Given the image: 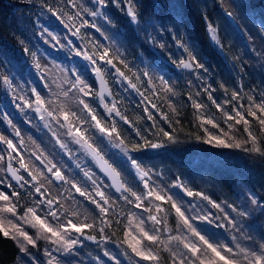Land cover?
Here are the masks:
<instances>
[{"label":"snow or ice","instance_id":"snow-or-ice-1","mask_svg":"<svg viewBox=\"0 0 264 264\" xmlns=\"http://www.w3.org/2000/svg\"><path fill=\"white\" fill-rule=\"evenodd\" d=\"M22 2L38 10L21 13L19 35L14 33L21 55L30 61L20 71L31 67L41 83L21 84L17 48L0 45V91L10 100L0 101L5 125L0 131V239L17 247L14 264H84L85 240L102 250V257H93L96 264H105L104 257L122 264L121 255L131 264H264V184L259 192L241 185L235 200L214 198L182 173L147 163L154 159L147 153L158 155L190 139L264 163V90L246 86L242 76L231 90L216 81L208 58L181 34V4L170 5L167 15H146L141 0ZM213 3L223 28L206 7L200 11L213 54L243 73L246 61L231 44L241 33L252 45L245 48L264 68V21L254 35L244 23L251 11L247 0ZM115 12L122 14L124 30ZM166 35L181 55L172 51ZM48 49L63 52L66 62L52 58ZM130 50L135 60L129 59ZM173 69L195 78V83L186 80V94L178 93L168 76ZM121 90L140 97L136 106L143 112L135 120L121 107ZM181 98L187 103L180 104ZM188 105L189 124L197 131L182 139ZM9 107L23 123L38 121L35 126L46 130L52 149L29 136L34 148L27 150ZM141 121L151 123L144 127ZM61 154L79 171L57 159ZM85 203L94 206V215L81 220ZM118 231L122 238L114 239ZM108 244L120 252L114 254Z\"/></svg>","mask_w":264,"mask_h":264},{"label":"trees","instance_id":"trees-1","mask_svg":"<svg viewBox=\"0 0 264 264\" xmlns=\"http://www.w3.org/2000/svg\"><path fill=\"white\" fill-rule=\"evenodd\" d=\"M141 2L145 5L143 10L146 15L149 13L167 15L172 10L169 7L170 5H183V7L177 9L183 17L181 34L185 39H190L208 58L212 76L215 77L216 81L228 83L231 90V88L235 86L234 81H239L242 76L243 83L246 86L264 90V68L261 67L255 54L245 48L246 44H248L249 48L252 45L249 44L247 38L241 33H236L232 36L231 44L233 45V53L241 54L242 58L246 61V67L243 73L240 72L239 67L233 70L230 62L224 61L223 57L217 58V56L213 54L211 41L205 30L204 22L200 17V11L205 10L206 7L212 18L215 19L222 28L224 27V22L220 19V10L215 7L213 0H141ZM247 2L251 5V11L249 12V18L246 19L244 23L255 35L261 22L264 21V0H247ZM197 4L199 5V9L195 7ZM27 8L29 7H25L22 0H0V45H4L8 48H17L16 57L19 58L17 69L20 73L21 66L29 64L30 61L21 55L14 39V33L19 35L15 30L17 25L21 23V13H24ZM114 14L121 21V30H124L125 25L123 23L122 14L119 12H115ZM165 39L173 43L172 51L177 56L182 54L181 51L176 48L174 42L171 41L170 37L166 35ZM261 43L259 39L255 41L256 46H260ZM53 53L56 60L66 62L63 52L53 51ZM130 53L129 59L135 60V53L131 52V50ZM15 62L14 60V63ZM135 63H138V61H135ZM141 67L143 66L141 65ZM169 67H171V65H169ZM28 71L29 73H34L31 67H22V73H28ZM22 76L25 75L22 74ZM168 76H171L173 81L178 84L177 92L181 94H186L189 91L186 85L187 79H192L195 83L194 77L189 76L187 73H182L179 69H173V71L168 73ZM177 76L180 77L178 81L176 80ZM40 83L39 81V86ZM109 85L110 88H112L111 83ZM94 88L96 89V84H94ZM113 91H115L114 88ZM192 91L194 92L195 89L193 88ZM2 95L3 92L0 91V101ZM217 95H220L219 91ZM120 98L122 100V109L126 110L131 119L135 120L138 115L142 114L143 107L136 106L140 101V97L134 92L120 93ZM149 98L151 99V97ZM186 103L184 98L180 99V104ZM183 115L186 119L183 120V130L180 133L182 139L184 133L197 131V129L189 124V121L193 120L190 105L183 109ZM12 118L15 120L14 123H17L21 128L26 144L29 139L26 137L25 133H28L33 139H40L41 132L37 130L35 124H27L26 127L23 124L22 116L13 114ZM140 123L143 124L144 127H147L151 122L141 121ZM120 126L122 131L126 127L122 122H120ZM161 126L167 127L163 124ZM0 131H5V125L2 123H0ZM124 134L126 136L128 135L127 132ZM237 138L241 137L238 136ZM32 146L33 145H31V147ZM147 155L154 157V159L147 161V163L154 164L159 169L171 170V173H182L184 177L193 182L194 186L207 191L209 194H212L214 198L232 197L234 189L238 187V181L245 182L246 185L254 187L258 192L261 191L260 185L264 184V163H261L258 159L249 157L239 150L215 149L190 139L179 145L162 149L158 155L153 152H149ZM65 162L69 164L74 172L79 171L75 169V165L72 161ZM94 168H96L95 165ZM96 170L100 173H98V175L101 176L105 182H108L107 179L103 177V173H101L98 168H96ZM129 179L131 180V177H129ZM53 191H55V189H53ZM77 199L82 200L78 195ZM93 208L94 206L85 203L81 207L82 215L80 219L83 220L85 215L91 218L94 215ZM119 238H122V233L118 231L114 239ZM86 242L84 246L89 249V254L96 255L95 253L100 251L92 241L86 240ZM17 255L18 249L11 240L0 239V264H14ZM98 255L100 256V254ZM103 259L109 263L106 257ZM106 262L105 264H107Z\"/></svg>","mask_w":264,"mask_h":264},{"label":"rangeland","instance_id":"rangeland-1","mask_svg":"<svg viewBox=\"0 0 264 264\" xmlns=\"http://www.w3.org/2000/svg\"><path fill=\"white\" fill-rule=\"evenodd\" d=\"M84 2L87 3V0H84ZM35 10L37 11L38 9L27 8L26 11L24 12V14L30 16L31 13H32V11H35ZM61 31H63V29ZM73 39H75V38H73ZM44 48H46V46H44L43 44H41V49L43 50ZM48 51L50 52L52 58H56L53 55L54 54L53 51H56V50L48 49ZM56 54H57V52H56ZM57 61L58 62H62V61H59V60H57ZM75 62L76 63H80V64H83L84 63L83 61H75ZM182 73H185V72H182ZM22 74H24L25 76H22ZM22 74L19 71H17V77H18V80H19V82L21 84H25L26 86L28 85L29 87H31V86H39V81L37 80L36 75L34 73H29V71H28V73H22ZM28 81H33L35 83L34 84H27ZM96 90H97V86H96ZM120 93H123V91L121 90ZM1 101L4 104H10L9 98L6 97V96H4V94L2 95ZM6 110L9 111L12 116H13V114H15L16 116L17 115L21 116L12 107H9ZM13 121H15V120L13 119ZM23 124L27 127V124H25V123H23ZM33 124L37 125L38 124V121L37 122L36 121H33ZM39 132H41L40 139H42V140L35 139L36 142L39 143V144H41L42 147L51 150L52 149V144L50 143V136L46 133V130L41 129V130H39ZM5 134L8 135L10 133L9 132H6ZM25 134H26V137L28 138L29 137V134L28 133H25ZM48 143H49V145H48ZM28 144H31L32 145V143H31L30 140L27 141L26 149L27 150H32L34 148V145L31 147V145H28ZM28 146H30L31 148L28 147ZM57 159H63L64 161H67L66 160V157H62V154H61V156H58ZM81 163H83V160H81ZM91 167L93 168L94 171H96V173L98 175L99 172L96 170V168H94V165H91ZM238 182H239L238 183V187L236 189H234L233 196L232 197H230V196L229 197H226L227 199H229V200H235L236 199V196H237V194L239 192L240 186L246 184L245 182H242V181H238ZM220 199H224V198H220ZM84 243H87L86 240L84 241ZM43 244H44V241L41 242V245H43ZM85 247L86 246H83L81 248V250H80V258L84 261V264H94V263L96 264V261L93 259V257L97 256L98 254H100V256L102 257L103 254H102L101 248H99L100 251H98L97 253H95L96 255H92V254H89V249H87ZM106 247L110 251H112L114 254L120 252V249L117 248L114 244H108V245H106ZM33 251H35V250H33ZM119 258L121 259L122 264H131V262L127 259V257H124L123 255H121ZM106 263L107 264H114L112 262L111 263L110 262L109 263L106 262Z\"/></svg>","mask_w":264,"mask_h":264},{"label":"water","instance_id":"water-1","mask_svg":"<svg viewBox=\"0 0 264 264\" xmlns=\"http://www.w3.org/2000/svg\"><path fill=\"white\" fill-rule=\"evenodd\" d=\"M96 85H97V91H99V83L97 82L96 83ZM109 87H110V85H109ZM107 179V178H106ZM108 181V180H107ZM109 183H110V181H108Z\"/></svg>","mask_w":264,"mask_h":264}]
</instances>
